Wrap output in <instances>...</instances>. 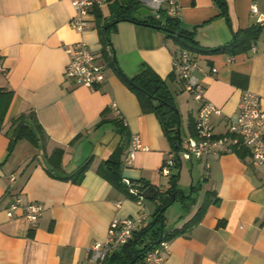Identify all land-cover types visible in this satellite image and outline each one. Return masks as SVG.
I'll use <instances>...</instances> for the list:
<instances>
[{
    "label": "crops",
    "instance_id": "crops-1",
    "mask_svg": "<svg viewBox=\"0 0 264 264\" xmlns=\"http://www.w3.org/2000/svg\"><path fill=\"white\" fill-rule=\"evenodd\" d=\"M175 1V16L202 48L227 44L233 32L255 25L252 4L264 13V0H226V16L214 0ZM97 8L99 19L93 12L78 32L69 23L75 13L70 0H0V90L12 93L0 126V264H83L86 249L105 238L113 219L136 217L142 210L140 229L153 218L156 200L144 197L139 203L122 179L159 191L171 185V175L181 178L175 168L182 164L170 176L160 173L171 142L158 117L142 110L118 73L129 77L146 65L163 78L181 115L180 130L185 121L188 137L199 102L172 72L173 58L182 49L159 28L126 20L110 25V43H104L101 26L110 24L111 16L107 2ZM79 41L105 68L106 77L95 88L64 76L69 60L65 49ZM192 56L204 97L221 111L210 116L215 134L223 135L237 115L243 90L256 93L264 109V32L246 52L230 56L199 51ZM113 104L126 123L125 144L111 123L99 124L102 118H116ZM29 112L46 135L44 145L19 139L10 149L12 120ZM133 134L147 150L135 152L124 166ZM122 145L119 173L124 186L118 187L100 167ZM56 148L63 151L60 164L68 174L89 163L79 182L48 173L47 157ZM189 162L191 175L198 164V177L192 181L196 188L190 189L186 205L179 199L169 205L174 210L165 230L178 233L170 240L164 264H264V162L253 161L245 148ZM15 196L42 204L36 222L30 223L21 209L8 217L6 209ZM195 216L198 221L186 230Z\"/></svg>",
    "mask_w": 264,
    "mask_h": 264
},
{
    "label": "built area",
    "instance_id": "built-area-1",
    "mask_svg": "<svg viewBox=\"0 0 264 264\" xmlns=\"http://www.w3.org/2000/svg\"><path fill=\"white\" fill-rule=\"evenodd\" d=\"M74 15L70 19V25L78 32L83 31L88 24V16L93 13L95 7H99L107 0H70ZM143 7L150 9L153 14L162 5L167 6V13L175 15L178 5L175 0H139ZM251 11L257 17L256 24L264 28V13L259 12L255 4L251 5ZM68 52L65 75L66 78L88 88H95L106 77L105 68L101 62L97 61L95 53L88 48V45L79 41L65 49ZM173 71L180 79L183 89L199 102V109L195 118V134L187 137V145L180 142L178 148H171L163 164L160 173L170 176L172 169L181 165L183 161L201 160L210 154H224L233 152L237 148H245L249 152L253 161L264 162V109L261 108L260 97L250 89H245L241 93L238 103V113L234 118H230L225 133L215 134L210 122V116L219 115L220 109L206 99L204 86L194 75L198 68L196 59L187 50H181L174 56L172 61ZM4 70L0 63V73ZM215 72V68L211 69ZM117 117L123 125H126L124 118L119 114L116 105ZM147 150L143 146L137 135H131L125 150L122 161L124 166L131 164L135 152ZM130 194L136 196L139 203L144 196L131 187V182L127 178L122 179ZM21 209L24 217L30 222L37 221L43 209L42 204L34 201H24L20 196H15L6 209L8 217H13L16 210ZM145 219V212H141L136 217L123 219H113L109 223L107 234L102 241H96L86 249V260L83 264H103L111 254L119 250L133 238L134 232ZM170 240L162 238L155 246L148 249L141 260L135 264H164L169 248Z\"/></svg>",
    "mask_w": 264,
    "mask_h": 264
},
{
    "label": "trees",
    "instance_id": "trees-1",
    "mask_svg": "<svg viewBox=\"0 0 264 264\" xmlns=\"http://www.w3.org/2000/svg\"><path fill=\"white\" fill-rule=\"evenodd\" d=\"M218 5L222 15L227 14L226 0H214ZM107 5L111 16V25H115L119 20H126L137 24H144L159 28L166 32L167 37H172L176 45L180 46L182 50L189 51L192 55L194 52L205 53H227L230 56L236 55L241 52H246L257 40V38L264 32V28H261L258 24L251 27L233 32V39L227 44H223L214 48H202L194 38L192 31L185 30L181 26V21L175 15H169L167 13V6L164 4L160 9L153 14H143L139 12L142 4L139 0H107ZM95 17L99 19L101 16L99 8H92ZM107 26V27H106ZM109 23L101 26L102 40L104 43H110L108 36ZM119 72L122 80L126 83L132 91L138 96L140 105L143 111L153 112L159 119V122L164 130V133L171 142V148H174L178 140L181 138L180 130V112L172 98L170 91L168 90L165 81L156 72L143 65L136 74L132 76H125ZM12 98V93L8 91L0 90V126L3 122L4 115L8 108V104ZM111 123L114 129L121 133L124 144L128 141V134L121 120L116 116L114 119L102 118L99 124ZM98 124V125H99ZM190 135L195 134L194 123L189 124ZM81 134L76 136V139ZM19 139H27L31 144L43 146L46 140V135L37 121L34 112L22 113L15 117L11 122L10 130V142L9 148L12 149L15 142ZM122 146H119L112 155L103 162L100 167V171L116 186H124L121 182L120 159L119 154L122 152ZM241 150V148H237ZM63 154L61 148H56L52 151L50 156L47 157L46 170L54 177L71 179L72 181L79 182L87 170L89 163H84L73 174H68L63 170L60 164V159ZM177 167H179L177 165ZM179 174H173L170 177V186L166 190H157L156 208L153 213V218L145 226L134 232L133 238L126 244L111 254L103 264H135L140 261L145 252L151 247L155 246L164 237L171 240L178 231H166L164 210L171 203L176 200H184L186 197L182 194V191L178 188ZM144 188L149 187L147 184H143ZM194 184L191 186V192L195 190ZM190 195L188 198L190 199ZM201 210L196 216H199ZM194 217L192 221L187 224L188 227L198 221L199 217ZM159 225V226H157ZM184 227V229H185ZM183 229V230H184ZM138 246V248H137Z\"/></svg>",
    "mask_w": 264,
    "mask_h": 264
},
{
    "label": "rangeland",
    "instance_id": "rangeland-1",
    "mask_svg": "<svg viewBox=\"0 0 264 264\" xmlns=\"http://www.w3.org/2000/svg\"><path fill=\"white\" fill-rule=\"evenodd\" d=\"M143 7V6H142ZM185 91V90H184ZM188 93V92H187ZM189 94V93H188ZM190 95V94H189ZM186 122L184 121L182 124V127H181V143L183 146H186L187 145V137L185 136V131H186ZM189 161H183L181 167L178 169V168H175L176 172H178V170H180V173H181V178L179 177L178 179V188L181 190V187H183L182 189L184 191H186L187 194H185L186 197H184V200H183V203L184 205H186L187 201H188V196L190 195L191 196V193H190V189H191V185H192V181L193 179H197L198 177V167H196L198 164L195 163V166L193 168V173L192 175L190 174L189 172V169H190V166H189ZM202 168V165H200V170ZM182 191V190H181ZM176 204L178 203H175L174 206H176ZM168 210H167V207L164 211V216L167 217L165 218V226L164 228L167 229L168 227H170V217L172 215V212L174 210V207H169L168 206ZM159 226V225H157ZM138 248V246H137Z\"/></svg>",
    "mask_w": 264,
    "mask_h": 264
},
{
    "label": "water",
    "instance_id": "water-1",
    "mask_svg": "<svg viewBox=\"0 0 264 264\" xmlns=\"http://www.w3.org/2000/svg\"><path fill=\"white\" fill-rule=\"evenodd\" d=\"M139 12H141L143 14H150L151 13L150 9L145 8V7H141L139 9ZM111 24H112V22L109 25H111ZM105 38L108 39L109 37L106 36ZM179 145H180V140H178V142L176 143L174 148H178ZM131 187L133 189L137 190L138 192H140L147 199H157V190L153 186H149V187L144 188V186L141 184H131Z\"/></svg>",
    "mask_w": 264,
    "mask_h": 264
}]
</instances>
